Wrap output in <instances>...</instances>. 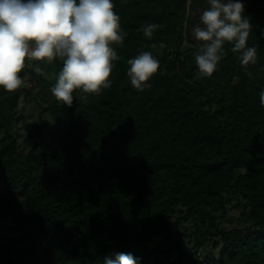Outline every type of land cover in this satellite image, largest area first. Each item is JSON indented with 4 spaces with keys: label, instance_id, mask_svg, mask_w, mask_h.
Instances as JSON below:
<instances>
[{
    "label": "trees",
    "instance_id": "trees-1",
    "mask_svg": "<svg viewBox=\"0 0 264 264\" xmlns=\"http://www.w3.org/2000/svg\"><path fill=\"white\" fill-rule=\"evenodd\" d=\"M195 1L113 0L126 36L112 45L111 87L86 100L74 93L71 107L51 92L62 61L33 62L42 73L25 68L41 123L28 151L14 129L30 91L0 89V215L20 231L0 238V264H100L116 253L138 264L175 254L204 264L199 252L210 246L220 264H264V0L243 3L256 63L241 66L226 45L210 77L196 65L201 44L182 49ZM149 24L157 25L150 38ZM142 52L160 68L138 91L128 61ZM45 116L56 127L52 143ZM234 204L246 227L228 231L221 218ZM188 223L195 257L176 231Z\"/></svg>",
    "mask_w": 264,
    "mask_h": 264
},
{
    "label": "clouds",
    "instance_id": "clouds-1",
    "mask_svg": "<svg viewBox=\"0 0 264 264\" xmlns=\"http://www.w3.org/2000/svg\"><path fill=\"white\" fill-rule=\"evenodd\" d=\"M192 36L201 42L195 55L199 73L210 77L225 54V46L239 54L241 66L255 64L257 49L247 46L251 24L241 0H207ZM157 25L144 28L150 38ZM126 33L114 12L113 0H0V89L15 92L24 84L25 68L42 73L39 63L62 61L55 85L57 101L71 107L74 93L99 94L111 87L109 77L118 59L112 45L122 44ZM127 75L138 91L160 68L151 52L128 61ZM251 76V73H247ZM264 106V89L259 93ZM100 264H138L130 253L103 257Z\"/></svg>",
    "mask_w": 264,
    "mask_h": 264
},
{
    "label": "rangeland",
    "instance_id": "rangeland-1",
    "mask_svg": "<svg viewBox=\"0 0 264 264\" xmlns=\"http://www.w3.org/2000/svg\"><path fill=\"white\" fill-rule=\"evenodd\" d=\"M247 1L249 0H241L242 3H246ZM189 5L191 6V1ZM208 7L209 5L207 4V0H196L192 4V8L190 7V16L192 24L188 35V40L182 46V49L184 47H191V45L194 46L195 44H201V42L196 41L192 36V29L193 27L199 25L200 16L202 15V12ZM156 50L160 56H162L165 51H167L164 46H161ZM22 86H24L26 90L30 91V96L22 99L21 101L19 114V116H21V119L19 120V124L14 129V134L18 138L20 149L22 151H28L31 149L35 141L40 140V135L37 129L41 125L39 119L40 109L38 108V105L35 102L28 101L30 98L35 97L37 95V92L35 90H31L32 84L29 82V80L26 79ZM44 120L45 128L43 129V133L46 136L47 143H52L55 141L57 132L55 124L49 116H45ZM221 220L223 221V227L228 231L246 227L241 216V210L237 206V204L231 205L228 209L226 217L224 219L221 218ZM18 229L19 228L16 226V224L9 215H0V238L16 237L20 233ZM191 229V224L188 223L185 224L183 228L176 229V231L179 234L178 240L185 244V251L189 252L192 257H195L196 254L194 250L191 249L193 247V244H191L193 243V240L188 237L191 232ZM154 245L155 244H152L151 247H153ZM200 254L202 255L201 259H203L204 264H220V248H215L212 246L208 248H203L200 250L199 255ZM178 261V254H175L171 258H162L161 262L158 263L154 261L151 264H180Z\"/></svg>",
    "mask_w": 264,
    "mask_h": 264
}]
</instances>
